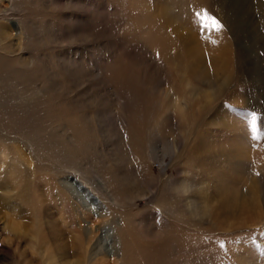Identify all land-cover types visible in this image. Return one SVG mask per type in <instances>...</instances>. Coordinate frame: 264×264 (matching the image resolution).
<instances>
[{"label": "rangeland", "instance_id": "374dc122", "mask_svg": "<svg viewBox=\"0 0 264 264\" xmlns=\"http://www.w3.org/2000/svg\"><path fill=\"white\" fill-rule=\"evenodd\" d=\"M0 264H264V0H0Z\"/></svg>", "mask_w": 264, "mask_h": 264}, {"label": "snow or ice", "instance_id": "6c2138e0", "mask_svg": "<svg viewBox=\"0 0 264 264\" xmlns=\"http://www.w3.org/2000/svg\"><path fill=\"white\" fill-rule=\"evenodd\" d=\"M197 17H201V13L200 12H197L196 13ZM209 15L207 13V11L205 10V15L203 18L207 19L209 18ZM211 20L213 21V26L217 29V30H220L223 28V24L219 21L218 18H216L215 16H210ZM253 120H255V114H253ZM254 126V125H253Z\"/></svg>", "mask_w": 264, "mask_h": 264}, {"label": "bare ground", "instance_id": "6f19581e", "mask_svg": "<svg viewBox=\"0 0 264 264\" xmlns=\"http://www.w3.org/2000/svg\"><path fill=\"white\" fill-rule=\"evenodd\" d=\"M191 61V60H190Z\"/></svg>", "mask_w": 264, "mask_h": 264}]
</instances>
